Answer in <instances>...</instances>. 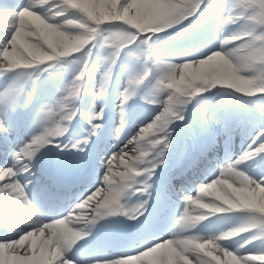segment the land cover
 <instances>
[{
  "label": "snow or ice",
  "instance_id": "6c2138e0",
  "mask_svg": "<svg viewBox=\"0 0 264 264\" xmlns=\"http://www.w3.org/2000/svg\"><path fill=\"white\" fill-rule=\"evenodd\" d=\"M0 32V227L15 233L0 239V264H264V174H249L252 165L264 172V0H5ZM64 66L72 67L70 79L51 71ZM96 70V99L117 85L119 128L105 108L85 115L77 104L92 92ZM46 73L51 84L38 92L35 81ZM205 94L224 102L187 121L191 134L211 124L229 141L240 132L250 140L244 151L184 197L174 230L157 215L138 236L116 235L81 251L100 221L125 216L139 223L171 147V126ZM134 97L153 105L154 114L128 137L123 114ZM232 97L251 104V113L238 114ZM13 131L29 136L15 150ZM112 135L120 144L103 161L99 186L58 215L33 201L41 150L51 145L79 156L95 144L99 154ZM41 173L59 182L47 168ZM132 195L144 198L126 208L122 199ZM236 213L240 223L215 235L192 232L212 216L222 221ZM121 241V250L110 251Z\"/></svg>",
  "mask_w": 264,
  "mask_h": 264
},
{
  "label": "rangeland",
  "instance_id": "374dc122",
  "mask_svg": "<svg viewBox=\"0 0 264 264\" xmlns=\"http://www.w3.org/2000/svg\"><path fill=\"white\" fill-rule=\"evenodd\" d=\"M97 74H98V76H101L102 75V71L101 70H98ZM205 96H207L208 98L205 99V100H203L199 105H197L195 101L193 102L195 104L194 105V111L195 112H194V114H193L192 117H195L196 116L198 110H200L199 111L200 113L201 112H204V111L201 110L203 107H210V108L213 107L212 109H214V108H216L217 106H219L220 104H222L224 102L219 96H217V97H211V96H208V94H205ZM231 99H236V98L235 97H232ZM238 105L239 106H244L246 104L245 103H240ZM250 106H251V108L253 107L251 104H250ZM153 114L154 113H152V115H150L149 117H144L145 119L143 120L142 124L143 123L145 124L146 122H151V117L153 116ZM191 119L192 118H190V120ZM139 127H142V125H140ZM175 127L179 128L180 127V124L175 125ZM235 150H237V149H235ZM112 151H114V149ZM112 151H110L109 153H111ZM104 166H105L104 163H102V167H104ZM222 167H224V166H221V168ZM213 178H214L213 175L208 171V173L206 174V176L203 177V180H202L203 182H201V183H198L197 182L196 185H195V187L193 188V190L190 192L189 196L195 195L196 192L198 191V188H199L200 185H202V184H204L206 182H209ZM240 220H241V217H236V218H234L232 220H229L225 224L218 223L217 224V228H220L219 231L220 230H223V229H226V228H231L234 225L240 223Z\"/></svg>",
  "mask_w": 264,
  "mask_h": 264
},
{
  "label": "bare ground",
  "instance_id": "6f19581e",
  "mask_svg": "<svg viewBox=\"0 0 264 264\" xmlns=\"http://www.w3.org/2000/svg\"><path fill=\"white\" fill-rule=\"evenodd\" d=\"M3 35V33L2 32H0V36H2ZM26 140H23L21 143H23V142H25ZM117 142V141H116ZM15 143H16V141H15ZM21 143H19V144H21ZM200 177H202V174H201V170H199V172L197 173V179L198 178H200ZM194 196V195H193ZM34 201V200H33ZM25 215H28V214H25ZM70 227L72 226V225H69ZM166 235H168V233L166 234ZM171 235V232L169 233V236ZM191 259V258H190Z\"/></svg>",
  "mask_w": 264,
  "mask_h": 264
}]
</instances>
